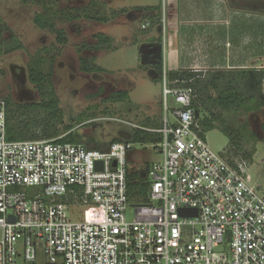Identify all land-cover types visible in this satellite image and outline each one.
I'll use <instances>...</instances> for the list:
<instances>
[{
  "label": "built area",
  "instance_id": "built-area-1",
  "mask_svg": "<svg viewBox=\"0 0 264 264\" xmlns=\"http://www.w3.org/2000/svg\"><path fill=\"white\" fill-rule=\"evenodd\" d=\"M163 82V126L148 128L161 137L143 143L161 156L145 172V203L129 198L134 142L91 149L9 139L0 98V264H264V195L245 178L249 159L211 149L196 121L194 88ZM86 205L103 217L71 218V208Z\"/></svg>",
  "mask_w": 264,
  "mask_h": 264
},
{
  "label": "rangeland",
  "instance_id": "rangeland-1",
  "mask_svg": "<svg viewBox=\"0 0 264 264\" xmlns=\"http://www.w3.org/2000/svg\"><path fill=\"white\" fill-rule=\"evenodd\" d=\"M45 2L56 27L64 31L67 42L60 43L55 32L41 29L35 23V16L43 11L42 3L0 0V44L3 49L18 42L24 46L23 49L0 55V98H9L13 107L18 103L40 101V92L29 79V65L41 51L47 60L45 71L52 67V80L64 111L63 121L58 123L61 128L72 124L73 129L83 134L84 138L110 143L115 138L129 139L138 127H162L166 112L163 81L167 80L168 72L165 61L163 73L159 63L151 62V57L145 52V44L150 33H154L152 40L162 44L164 33L161 27L166 19L169 22L173 19L169 15L173 9L171 0ZM261 2L264 3L263 0ZM146 7H151V10H146ZM123 8L130 10L119 13ZM260 13L263 20L264 7ZM145 22H148L147 28L142 27ZM97 34L110 36L111 45L102 44ZM82 57L104 71H83ZM162 57L163 53H160V60ZM121 90H129L127 100H108L112 93ZM167 100L170 108L177 105L172 95ZM224 115L236 128L248 125L249 133L243 140L241 153L250 161L245 178L264 195V107L238 114L224 112ZM168 116L174 120L171 111ZM66 132L64 130L63 135ZM205 141L215 152L222 153L228 146L229 138L224 130L217 127L206 132ZM250 152L254 153L252 159L246 156ZM127 159L130 170L145 175L148 163L161 160V156L150 145L134 143ZM72 210L70 215L75 220L89 221L103 217L97 205L79 206Z\"/></svg>",
  "mask_w": 264,
  "mask_h": 264
},
{
  "label": "trees",
  "instance_id": "trees-1",
  "mask_svg": "<svg viewBox=\"0 0 264 264\" xmlns=\"http://www.w3.org/2000/svg\"><path fill=\"white\" fill-rule=\"evenodd\" d=\"M24 3H42L43 11L39 12L34 21L41 29H48L57 34L60 43L67 42V37L62 29L56 27L52 14L48 13L44 0H21ZM151 10V7H146ZM125 13L126 8L119 10ZM118 12H116L117 14ZM156 16H151V18ZM156 19V18H155ZM106 20V18H105ZM8 28V26H3ZM2 27H0V33ZM99 41L111 45L112 38L104 34H97ZM21 42L3 49L0 44V55L23 49ZM46 56L39 51L32 58L29 65V79L40 92V101L31 103H18L15 107L9 98H4L8 104V137L9 139H57L60 142L82 143L88 148L106 149L110 143H102L94 138H84L83 134L73 129L72 124L64 129L58 123L63 121L64 111L56 93L52 75V67L45 71ZM160 70L164 71L163 59L158 62ZM52 65V64H51ZM81 69L85 72H102L104 69L96 64H89L87 59L81 58ZM164 79V76H163ZM167 80L173 87H193L195 97L192 105L199 110L200 116L196 121L201 129L202 136L206 132L221 128L229 138L228 146L222 152L229 159L242 153L243 140L248 135L247 124L236 128L229 124L224 112L235 114L257 111L264 107V69L261 70H228L204 73L201 70L180 69L171 70ZM129 90L112 93L108 100L112 102L124 101L129 98ZM149 126L138 127L129 135V140L134 143H154L160 140V134L149 131ZM156 129V128H153ZM64 130L66 134L63 135ZM115 138L113 141L118 140ZM128 139V138H127ZM245 153V152H244ZM253 152L246 156L253 158ZM150 163L147 165L148 170ZM129 198L131 203H145L149 200V183L145 175L138 171L130 170L129 173Z\"/></svg>",
  "mask_w": 264,
  "mask_h": 264
},
{
  "label": "crops",
  "instance_id": "crops-1",
  "mask_svg": "<svg viewBox=\"0 0 264 264\" xmlns=\"http://www.w3.org/2000/svg\"><path fill=\"white\" fill-rule=\"evenodd\" d=\"M263 7L261 0H171L173 19L161 27L162 44L150 33L145 47L163 46L167 72L264 69ZM148 56L160 61V54Z\"/></svg>",
  "mask_w": 264,
  "mask_h": 264
},
{
  "label": "water",
  "instance_id": "water-1",
  "mask_svg": "<svg viewBox=\"0 0 264 264\" xmlns=\"http://www.w3.org/2000/svg\"><path fill=\"white\" fill-rule=\"evenodd\" d=\"M149 50L146 52L147 54H150V55H157V54H160L162 53L163 51V46L162 45H158V46H152V45H149ZM153 62H159V60H153ZM195 116L196 117H199L200 116V112L199 110L196 109L195 111ZM181 212L183 213V215H195L196 214V209H183L181 210Z\"/></svg>",
  "mask_w": 264,
  "mask_h": 264
},
{
  "label": "flooded vegetation",
  "instance_id": "flooded-vegetation-1",
  "mask_svg": "<svg viewBox=\"0 0 264 264\" xmlns=\"http://www.w3.org/2000/svg\"><path fill=\"white\" fill-rule=\"evenodd\" d=\"M158 46V45H157ZM149 50V47H145V52H147ZM149 55V54H148Z\"/></svg>",
  "mask_w": 264,
  "mask_h": 264
}]
</instances>
